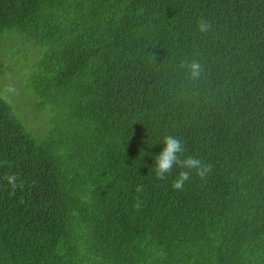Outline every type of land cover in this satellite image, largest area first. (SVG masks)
Returning <instances> with one entry per match:
<instances>
[{
  "label": "trees",
  "instance_id": "16d2710c",
  "mask_svg": "<svg viewBox=\"0 0 264 264\" xmlns=\"http://www.w3.org/2000/svg\"><path fill=\"white\" fill-rule=\"evenodd\" d=\"M16 67L35 121L0 96V264H264V0H0ZM169 132L207 180L156 178Z\"/></svg>",
  "mask_w": 264,
  "mask_h": 264
},
{
  "label": "clouds",
  "instance_id": "9594fccd",
  "mask_svg": "<svg viewBox=\"0 0 264 264\" xmlns=\"http://www.w3.org/2000/svg\"><path fill=\"white\" fill-rule=\"evenodd\" d=\"M214 30L212 20L205 15H199L195 20V32L197 34H208ZM154 58V53L149 54L150 62ZM179 71H182L187 79L193 83L199 82L205 75L206 69L202 61L196 57H184L180 59L176 65ZM161 143L164 145L162 151L155 156V176L159 180H164L170 174L173 168L180 171L176 178L172 181V187L175 190H183L186 182L191 181L193 175L201 180H207L213 171L214 164L206 162L203 159L188 154L186 142L176 134L169 132L162 137ZM12 189V194L15 190L23 188V182L17 183L19 177L16 174L6 175ZM137 192H142L143 187L138 185L135 189ZM134 207L140 208V203L137 202Z\"/></svg>",
  "mask_w": 264,
  "mask_h": 264
},
{
  "label": "rangeland",
  "instance_id": "374dc122",
  "mask_svg": "<svg viewBox=\"0 0 264 264\" xmlns=\"http://www.w3.org/2000/svg\"><path fill=\"white\" fill-rule=\"evenodd\" d=\"M2 45L12 52L22 50L20 41L16 37H10L6 39ZM10 47H12L13 50H11ZM6 62L10 63L11 61L6 59ZM28 73L29 72L24 71L23 73L19 74L18 67H16L14 71L2 77L0 80V87L2 88V91H0V96L8 100L10 106L13 109H16L17 112L23 113L24 116H28L32 121H35L33 108L28 102L32 95V93L29 94L30 90L28 85H26Z\"/></svg>",
  "mask_w": 264,
  "mask_h": 264
}]
</instances>
